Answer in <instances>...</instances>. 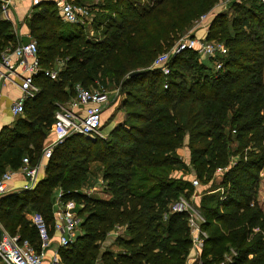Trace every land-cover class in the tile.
<instances>
[{"label":"trees","instance_id":"trees-1","mask_svg":"<svg viewBox=\"0 0 264 264\" xmlns=\"http://www.w3.org/2000/svg\"><path fill=\"white\" fill-rule=\"evenodd\" d=\"M70 1L89 7L94 36L64 22L52 0L34 5L24 20L37 44L41 70L33 83L39 90L25 100L23 116L0 129V177L18 169L23 157L39 162L54 113L74 97L76 84L117 89L124 118L107 140L72 134L56 145L32 189L0 197L2 226L38 251L30 213H40L52 235V203L61 191L64 200L80 206L82 201L80 231L68 247H60L61 264H186L191 245L186 216L170 212L179 195L194 188L173 175L181 170L210 180L211 189L221 187L226 195L201 197L208 235L203 264L218 263L232 250L238 255L230 264H264L258 188L264 169V2H237L228 13L216 9L220 0ZM204 14L205 38L227 48L221 68L215 71L196 50L186 49L170 59L167 75L152 69L153 59L192 35ZM16 45L12 23L0 19V54ZM57 62L63 66L57 78L44 76L42 70ZM133 71L143 72L129 76ZM183 147L188 165L177 152ZM236 154L237 162L227 165ZM87 161L99 163L104 196L78 192ZM217 168L224 170L219 183L212 177ZM116 226L123 233L110 236Z\"/></svg>","mask_w":264,"mask_h":264},{"label":"built area","instance_id":"built-area-1","mask_svg":"<svg viewBox=\"0 0 264 264\" xmlns=\"http://www.w3.org/2000/svg\"><path fill=\"white\" fill-rule=\"evenodd\" d=\"M52 1L58 7L59 14L64 22L80 25L84 28L90 27L91 15L88 6H78L70 0ZM246 1L248 0H220L216 8L220 12L230 13L234 3ZM260 1L264 2V0ZM11 2L12 0H1L0 19L9 20L8 7ZM39 2L40 0H32L33 5ZM208 16V14L202 15L190 31L192 32L200 23L202 25L205 20L207 21ZM206 31L207 27L204 29L203 37L196 35L180 37L170 49L159 53L153 59L150 65L151 68L159 70L163 75H167L169 73V61L174 55L186 49H194L198 52L202 61L210 62L215 71L220 69L222 66L221 58L227 54V48L222 42L206 39ZM17 65H21L25 73L19 76L20 96L10 106L13 116H21L24 112L25 100L34 97L39 90L33 83L34 76L41 68L37 57V44L32 38L26 43H17L12 49L6 48L0 54V81L15 75ZM62 67V63L57 62L53 68L43 69L42 72L44 76L55 80ZM74 90V97L66 103L58 105L54 113V121L50 127L52 140L42 148V159L48 158L53 148L72 134H80L85 138H93L95 135H100L99 128L102 121V112L109 101L108 91L102 88L86 89L80 84H76ZM41 161L31 164L28 157H23L18 169L5 170L0 177V197L11 191L8 183L13 173L17 171L21 172L26 179L21 189H32L37 182V175L42 166ZM232 163L234 164L235 162ZM190 181L194 188H198L199 182L197 179L192 178ZM196 192H193L194 195ZM224 195L223 190L222 197ZM80 207L73 199H62L61 191H58L55 196L52 203V230L58 233L57 242L59 248L68 247L75 240L81 222V217L78 214ZM170 212L182 213L186 216L191 242L186 264H203L200 257L208 235L202 225L206 222V219L200 214L199 209L194 208L183 197H178L170 205ZM30 222L36 229L39 238L38 251L34 249L27 239H20L18 234H10L0 224L1 262L3 264H61L58 248L52 252L48 261L43 257L44 251L49 248L52 241V235L49 232L50 227L43 216L38 212H34L30 215ZM216 264H224V262Z\"/></svg>","mask_w":264,"mask_h":264},{"label":"rangeland","instance_id":"rangeland-1","mask_svg":"<svg viewBox=\"0 0 264 264\" xmlns=\"http://www.w3.org/2000/svg\"><path fill=\"white\" fill-rule=\"evenodd\" d=\"M89 1V3L87 4H91V0H87ZM98 0H93L94 3H96ZM218 11L219 9L216 8ZM208 21V20H207ZM206 20L203 22V24L201 25V23L199 24V26L197 28H203L205 29L208 25V22ZM88 30V36H94V30L91 29V27L87 28ZM196 36L198 37H203L204 36V32L203 31H198L196 33ZM11 49V48H9ZM205 63H210L208 61H206ZM211 64V63H210ZM123 98L122 95H120L118 93L117 89L114 90H108V99L109 101L106 103V105L104 106L103 109V115H102V121H101V126L99 128V134L100 135H95L93 138H88L91 140H107L109 138V132L114 128V126L120 122L123 118H124V110L121 108V99ZM115 123V124H114ZM112 124H114L112 126ZM51 127V126H50ZM49 135L46 138V141L43 145V147L48 144L51 140V131H49L48 133ZM90 141V140H89ZM42 147V148H43ZM182 150V151H179ZM42 152V149L41 151ZM178 155L181 157V159L187 163V161L189 160V151L183 147V148H179L178 149ZM239 154H236L233 159L231 157V160L228 162L227 165L231 166L233 163L232 162H237V160L239 159ZM51 157V155L49 156V158ZM41 160H46V159H42V153H41V157L39 159V161ZM45 163L46 166V161H43ZM43 163V166H44ZM86 164L88 165V170L84 173L83 175V182H81V184L79 185L78 192L80 194H85L87 196H91V195H97V196H104V190H105V182L102 180L101 178V174L99 171H96L95 167L98 166L99 163H91V162H86ZM189 163H187L188 165ZM228 166V167H229ZM190 167V166H189ZM45 168V167H44ZM223 169L221 168H217L215 171V174L213 173L212 177L215 178V182L219 183L221 181V175L223 174ZM45 172V169H44ZM42 173V172H41ZM173 175L176 177H181L183 176V178H186L188 180H191L192 178H195L198 180L199 182V186L198 188H193V191L191 192V194L187 195H179V197H183L185 198L189 203H191L193 205L194 208L199 209L200 214L204 215V212L202 211L201 207H200V203H201V197L208 194V193H213V192H218V194H220V200H224L226 198V195H224L222 197V192L223 189L221 187H216L214 189H211L210 187V180L208 182L205 183V179L204 178H196L195 175H191L189 173L184 174L181 173V170H176L173 172ZM259 177H260V181H259V191H261L262 193H260L259 199L262 202V204L264 205V169L261 170L259 172ZM194 191H197L194 195ZM81 203V208H82V201H80ZM35 211H32L30 213L33 214ZM1 224V223H0ZM2 225V224H1ZM80 229V228H79ZM80 231V230H79ZM254 232L258 231L257 228L253 229ZM237 251H231L230 253H224L223 258L220 260V262H224V264H230L232 262H234L235 258L237 257ZM202 262L203 257H200ZM219 263V262H218ZM216 264V263H214Z\"/></svg>","mask_w":264,"mask_h":264},{"label":"crops","instance_id":"crops-1","mask_svg":"<svg viewBox=\"0 0 264 264\" xmlns=\"http://www.w3.org/2000/svg\"><path fill=\"white\" fill-rule=\"evenodd\" d=\"M0 4H1V0H0ZM33 7L34 5L32 4V0H12V2L10 3L8 7V19L13 25L17 43H26L31 40L29 30L26 24L24 23V20L30 14ZM198 31L204 32V29L195 28L194 30H192V35H196ZM24 73H25L24 68L21 65H17L15 69V75H12L9 79L0 81V129L6 125L11 126L14 123V121L17 119V117H20V116L12 115L10 111V106H11V103L20 96L21 91L18 86L20 82L19 76ZM21 116H23V114ZM114 124H112V126ZM51 140H52V137H51ZM179 151H182V150H179ZM43 161L45 160H42L40 162L42 166L39 169V172L37 175V182L40 179H42L45 174L44 172L45 163ZM43 163H44V166H43ZM25 181L26 179L21 172L17 171L13 173V176L8 183L9 187L11 188V191H9V193L10 192H20L22 190L21 188L23 184L25 183ZM263 192H264V189H263ZM57 193L58 192H56L55 196L57 195ZM52 231L53 232H52L51 244L49 248H47L44 251V254H43V257L45 258L46 261H48L49 257L51 256L54 250L58 248V251H59L60 249L58 247V242H57L58 233L54 230ZM123 231H124L123 227L116 226L109 235L115 236L117 234H122ZM0 264H3L1 260H0Z\"/></svg>","mask_w":264,"mask_h":264},{"label":"water","instance_id":"water-1","mask_svg":"<svg viewBox=\"0 0 264 264\" xmlns=\"http://www.w3.org/2000/svg\"><path fill=\"white\" fill-rule=\"evenodd\" d=\"M143 71H133V72H130L129 73V76H133V75H136V74H139V73H142Z\"/></svg>","mask_w":264,"mask_h":264}]
</instances>
